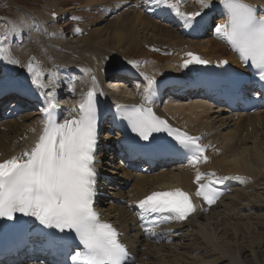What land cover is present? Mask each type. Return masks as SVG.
Masks as SVG:
<instances>
[{
  "label": "bare ground",
  "instance_id": "obj_1",
  "mask_svg": "<svg viewBox=\"0 0 264 264\" xmlns=\"http://www.w3.org/2000/svg\"><path fill=\"white\" fill-rule=\"evenodd\" d=\"M246 1L255 6L259 16L264 15V0ZM94 2L95 6L100 8L97 12L101 19L95 23L94 28L82 27L85 29L83 34L78 33L69 38L66 37L67 29L62 30L58 20L50 21L48 13H36L28 8L19 10L8 22L5 34L7 39L15 36L18 42L23 40L20 47L26 44L29 50L20 51L24 54L17 53L14 48L1 43L3 35L0 34V46L9 50L7 58L0 59L4 71V74H0V83H4V87H0V94L7 88L23 91L29 84L31 76L25 68L29 57L43 61L42 65H37L38 70L49 76L48 85L52 89L57 87L60 90L74 68L84 70L88 83L85 91L80 90L77 77L68 76L69 92L77 94L82 102L88 91H94V101L100 111L110 108L108 94L113 95V92H116L125 95L119 84L112 89L103 86L102 76L109 69H122L129 65L141 74L144 73L147 83L148 77L155 78L154 75L162 73V69L172 67L170 64L177 60L172 54L167 53L181 49L185 44L198 50L205 57H227L230 63H239L234 50L228 48L222 40L191 36V28L197 21L188 24L169 9L157 5L154 0H94ZM208 3L210 7L202 8L197 0H183L180 9L186 13L203 12V18L200 20L207 28L212 27L213 23L224 22L225 9L220 0H208ZM53 4L57 6L58 2L55 0ZM47 9L51 12L52 8ZM212 19H215V22H211ZM100 34L109 36V39L99 40ZM137 56L139 59L134 58ZM13 58L19 63L8 62ZM93 76L96 78L95 85L92 82ZM53 78L56 81L55 86L51 83ZM189 99L192 101H180V104L166 102L165 108L175 114L178 123L186 125L192 132H207L208 144H216L215 148H210L207 152V163L161 164L155 167L143 165L141 168H130L121 158H118L119 163L114 161L121 155L118 146L112 148L109 142L101 146L99 151L97 166L110 173L111 181L106 184L112 186L110 187L114 194L113 199L107 198L104 203L102 202L104 212L108 219L114 221L124 231V240L132 243L136 259L130 264H187L183 261L184 253H189L186 238L196 235L201 236L206 245L216 251L217 261L228 259L234 264H246L239 253L233 254L225 245L228 242L238 244L239 234L236 233L234 239L228 241V234L224 229L248 224L258 227L260 205L264 204V193L257 189L264 177V114H242L222 109L215 106V103L205 102L198 97ZM134 101L139 102V99ZM69 107L70 111L67 114L56 115L54 120L57 123H63L72 116L79 117L73 106ZM119 110L125 112L122 106ZM212 110L215 111L212 113ZM34 114L36 113L25 112L15 102L11 104L8 114L0 121V154H3L0 160L13 154L21 146H33L32 142L41 135V122ZM109 127L107 125L105 129ZM120 136L121 134L116 136L111 134L108 138L118 141ZM107 156L112 159L104 162ZM205 171L218 175L240 173L252 177V180L233 179L232 187L218 204L211 207L208 212H197L187 222H179L174 214H171V219H164L163 216L152 217L153 221L159 220L160 224L152 223L145 231L142 230L141 224L144 219L137 207L141 198L159 187L180 185L194 191L203 180L197 182V174ZM116 173L119 179L113 178ZM254 237L262 239L264 235L258 233ZM31 263L54 264L40 261L38 256L32 258L29 264ZM0 264L28 263L23 259L20 262Z\"/></svg>",
  "mask_w": 264,
  "mask_h": 264
},
{
  "label": "snow or ice",
  "instance_id": "obj_2",
  "mask_svg": "<svg viewBox=\"0 0 264 264\" xmlns=\"http://www.w3.org/2000/svg\"><path fill=\"white\" fill-rule=\"evenodd\" d=\"M190 24L200 12L186 13L180 10L183 0H154ZM202 8L210 7L208 0H197ZM225 9L226 19L217 25V35L226 40L236 51L244 64H251L264 80V15L258 16L254 6L246 0H220ZM8 49L0 46V59H6ZM190 64H207L208 61L189 52ZM27 65L32 83L44 87L43 73L33 63ZM9 63L18 64L16 59ZM129 63H134L129 61ZM222 63H227L223 61ZM93 85L96 83L92 77ZM55 86V79L51 80ZM155 80L147 78L145 93H149ZM79 117L72 116L63 123L49 118L45 121L43 134L30 151H25L26 159L12 157L0 162V217L14 219L17 212L34 217L48 228L61 232L66 229L75 232L84 251L71 257L73 264H125L127 247L118 239L119 233L109 223L102 222L94 210L96 169L95 147L97 142L96 108L94 91H88L79 105ZM127 119L132 131L141 139L148 140L154 132L168 131L185 150L193 153V160L199 161L204 148L198 138L172 129L166 120L156 116L151 108L133 106ZM207 160V157H204ZM205 175L198 173L199 182ZM213 182L199 184L196 195L202 196L209 204L215 202L220 193L211 187ZM145 213L161 214L164 219H186L196 210L189 194L181 189L152 192L139 201ZM168 214V215H164ZM155 235V233H152Z\"/></svg>",
  "mask_w": 264,
  "mask_h": 264
},
{
  "label": "rangeland",
  "instance_id": "obj_3",
  "mask_svg": "<svg viewBox=\"0 0 264 264\" xmlns=\"http://www.w3.org/2000/svg\"><path fill=\"white\" fill-rule=\"evenodd\" d=\"M56 1L58 2V6H60L59 8L60 12H62L64 9L66 10V14L63 17L62 22L67 24L66 25L67 27L72 28L76 32L78 30L76 24L77 23L84 24L83 26H80L78 32H76L75 34L78 33L83 34L85 32V29L82 27L90 26L94 28L95 23L101 19L99 18L97 12L100 10V8L95 6L96 2H94V0H56ZM54 2L55 0H0V29H4V27L7 24L6 21L8 17L14 18L15 14H17L19 10L22 9L25 10L26 8H30V11L32 10V12L40 13L47 6H49L50 8L56 7L53 4ZM213 22H215V19L213 20ZM60 24H61V29L65 30L66 27L62 23ZM217 24L218 23H214L213 25H217ZM66 29H67L66 37L69 38L75 35L73 34L72 29L70 31H68V28ZM70 32L72 34H69ZM204 37H206L207 39L210 38L213 39L214 35L212 33H209ZM100 39L107 40L109 39V36L100 34L99 40ZM117 45L118 43H116V46ZM19 52L20 51H18L17 53ZM128 57L133 58L130 56ZM134 58L136 59L138 58V56ZM2 74H4V71ZM114 76L117 77L116 75ZM113 82H115L116 85L120 84L119 81H113ZM121 88L123 89L124 87ZM215 110L217 111L218 109ZM215 110H212V113ZM110 159H112V157H110ZM108 168L110 167L108 166ZM113 178L119 179V176L116 177L114 175ZM257 189L261 190L264 193V177L260 180V185L257 186ZM111 193L112 195H114L112 188H111ZM258 227H254L248 224L247 226H243V227H237V228L226 227L224 229L225 232L228 234V238H227L228 241L234 239L236 233L239 234L238 244L234 245L233 243L228 242L225 245L227 246L228 249L232 251L233 254L239 253L242 257V260L246 264H264V237L262 239H258L254 237V235L258 233H262L264 235V204L263 203L260 205V218L258 221ZM251 232H253L252 233L253 237L251 235ZM192 237L193 238L191 237L186 238L187 240L186 242H188V246H189V253H184L183 261L186 262L187 264H234L232 261L228 259L223 260L222 262L217 261L218 254L210 246L206 245V243L202 240L201 236L196 235L195 237L194 236ZM199 250H202V252L200 253Z\"/></svg>",
  "mask_w": 264,
  "mask_h": 264
}]
</instances>
